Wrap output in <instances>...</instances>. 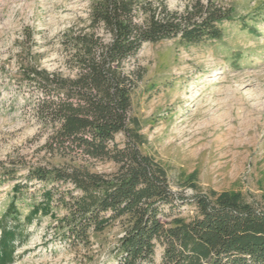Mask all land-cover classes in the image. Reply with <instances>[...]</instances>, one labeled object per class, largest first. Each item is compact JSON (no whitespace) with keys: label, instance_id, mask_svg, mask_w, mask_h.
<instances>
[{"label":"trees","instance_id":"trees-1","mask_svg":"<svg viewBox=\"0 0 264 264\" xmlns=\"http://www.w3.org/2000/svg\"><path fill=\"white\" fill-rule=\"evenodd\" d=\"M87 20L62 36L68 74L32 60L18 71L47 136L44 149L64 160L29 169L27 180L44 187L29 218L62 208V236L74 247L119 226L117 264H156L157 246L163 248L160 264H264V197L203 192L194 176L175 191L164 165L142 152L147 141L133 111L144 73L132 63L143 47L220 41L232 9L219 0H192L182 12L163 0H93ZM96 163L115 170L96 171ZM15 178L0 171V185ZM185 206L193 208L191 218L182 216ZM2 227L0 264H10L17 234Z\"/></svg>","mask_w":264,"mask_h":264},{"label":"rangeland","instance_id":"rangeland-1","mask_svg":"<svg viewBox=\"0 0 264 264\" xmlns=\"http://www.w3.org/2000/svg\"><path fill=\"white\" fill-rule=\"evenodd\" d=\"M93 0H0V171L15 180L0 185V224L16 232L10 264H117L122 231L111 227L89 245L71 246L62 236V208L29 216L43 201V185L29 169L63 163L44 149L46 135L30 106L20 65L32 60L68 74L62 36L88 25ZM182 12L192 0H163ZM233 11L220 41L196 45L179 39L147 44L132 63L144 73L133 96L146 144L142 152L164 165L175 191L195 177L208 190L264 197V0H219ZM117 143L125 141L123 135ZM95 170L111 173L112 163ZM20 187V191L15 190ZM188 195L192 194L187 189ZM182 216L191 218L185 206ZM32 219V220H31ZM163 248H156L160 264Z\"/></svg>","mask_w":264,"mask_h":264}]
</instances>
